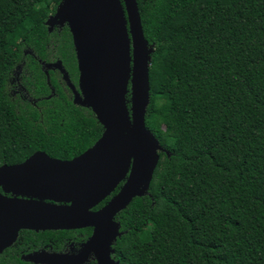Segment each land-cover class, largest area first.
I'll return each instance as SVG.
<instances>
[{
  "label": "trees",
  "instance_id": "1",
  "mask_svg": "<svg viewBox=\"0 0 264 264\" xmlns=\"http://www.w3.org/2000/svg\"><path fill=\"white\" fill-rule=\"evenodd\" d=\"M60 2L0 0V166L36 152L71 160L103 132L61 90L31 102L9 85L18 62H34L24 51L77 74L69 30L45 25ZM136 3L154 49L145 124L168 155L160 153L148 193L116 215L113 258L264 264V0ZM32 82L39 94L31 97L48 94L43 73ZM0 264L27 263L8 253Z\"/></svg>",
  "mask_w": 264,
  "mask_h": 264
},
{
  "label": "water",
  "instance_id": "2",
  "mask_svg": "<svg viewBox=\"0 0 264 264\" xmlns=\"http://www.w3.org/2000/svg\"><path fill=\"white\" fill-rule=\"evenodd\" d=\"M65 24L79 72L73 103L90 109L103 132L71 160L36 152L20 164L0 166V253L20 230L92 228L82 253L93 252L97 264H119L110 256L122 235L114 218L148 193L160 153L168 155L145 124L154 49L144 37L136 0H61L45 25L50 32ZM51 66L74 90L61 62ZM121 182L119 191L92 211ZM76 259L55 254L24 258L35 264H79Z\"/></svg>",
  "mask_w": 264,
  "mask_h": 264
},
{
  "label": "flooded vegetation",
  "instance_id": "3",
  "mask_svg": "<svg viewBox=\"0 0 264 264\" xmlns=\"http://www.w3.org/2000/svg\"><path fill=\"white\" fill-rule=\"evenodd\" d=\"M65 28L69 30L67 24H65L62 27L58 25H54L49 33H53L55 31L59 32ZM27 53H29L28 54L30 56L29 59H31L34 62H31L30 60L29 62H27L26 60H21L15 65L12 71V77L9 81V85L11 86L13 93L14 94L19 93L21 97L25 98L26 100L31 102H36L40 99L49 100L52 97L60 95L58 92L59 90H61L63 94L66 95V97L71 100L72 104L75 105L73 103L74 91L79 93V88H78L79 72L77 69V63H76L77 74H73V76H71L61 60L55 59L50 62L42 61L38 59L36 56H34L30 51L29 52L24 51L23 56L25 57V59L28 58ZM59 61L61 62V67L65 70V72H67L68 78L70 80V83L74 87V90H72L68 85V83L64 80L63 74L61 73L60 70H58L54 66L48 67ZM35 73H43L46 77V85L48 89V94L46 96H42L38 98H33L30 96V93L33 95L39 94V91L36 89L35 82L34 83L32 82V77L34 76ZM50 74H52L55 79L54 84H51L50 82ZM128 95L129 93L127 94V96ZM123 184L124 182H121L117 187V189L108 198H106L103 202H101L98 206L93 208L92 211H97L101 207H103L119 191V189ZM0 193L3 194L1 188H0ZM6 196L11 197V194H7ZM92 232H93L92 228H82L76 230L38 231V232L31 230H20L18 232L17 238L14 241V243L8 248L4 249L0 253V257H3L6 254L10 253L18 256L20 260L26 262L27 264H35L32 262L25 261L24 258L29 255H35V254H40V255L43 254V256L55 254V255H62L68 257H76L77 258L76 260L81 261L79 262V264H97V260L93 252H89L86 254L82 253L85 244L88 242L89 238L92 235ZM119 232H120V228H119ZM120 237L116 238V240L113 242L111 246V249L114 250V245L116 244L117 240ZM113 255L114 253L110 255L111 259L117 262L113 258Z\"/></svg>",
  "mask_w": 264,
  "mask_h": 264
},
{
  "label": "rangeland",
  "instance_id": "4",
  "mask_svg": "<svg viewBox=\"0 0 264 264\" xmlns=\"http://www.w3.org/2000/svg\"><path fill=\"white\" fill-rule=\"evenodd\" d=\"M12 51V48H8V52H11ZM6 59V56L4 55L3 56V60H5Z\"/></svg>",
  "mask_w": 264,
  "mask_h": 264
}]
</instances>
